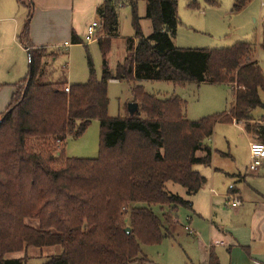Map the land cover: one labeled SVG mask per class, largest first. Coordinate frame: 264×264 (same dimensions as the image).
Returning a JSON list of instances; mask_svg holds the SVG:
<instances>
[{
  "label": "trees",
  "instance_id": "trees-1",
  "mask_svg": "<svg viewBox=\"0 0 264 264\" xmlns=\"http://www.w3.org/2000/svg\"><path fill=\"white\" fill-rule=\"evenodd\" d=\"M137 1L103 0L96 8L102 75L95 78L87 55L89 76L82 84L41 80L44 58L55 53H44L45 47L30 42L28 13L18 35L28 54V72L14 84L10 102L0 112V264H29L27 255L7 254L25 253L31 246L60 247L43 264L145 262L141 244L159 243L172 222V212L161 219L152 206L191 208L190 201L168 192L165 184H178L187 195L201 189L206 178L193 166L210 165L213 150L206 141L217 123H241L264 144V115L254 114L257 108L264 110V71L255 58L256 40L211 49L176 47L177 0H143L144 18L151 23L147 35ZM250 1L233 0L231 10L238 12ZM17 3L30 8L23 0ZM125 5L131 10L133 36L125 39V56L110 71L106 55L117 35V12ZM187 6L198 8L194 1ZM70 42L80 43L74 32ZM258 47L264 51V23ZM110 79L133 85L132 102L138 104L133 115H107ZM141 80L226 84L233 100L226 112L189 121L181 97L148 94L134 85ZM93 119L100 127L98 157L66 156V137L81 135ZM208 264H219L213 252Z\"/></svg>",
  "mask_w": 264,
  "mask_h": 264
},
{
  "label": "rangeland",
  "instance_id": "rangeland-1",
  "mask_svg": "<svg viewBox=\"0 0 264 264\" xmlns=\"http://www.w3.org/2000/svg\"><path fill=\"white\" fill-rule=\"evenodd\" d=\"M25 4H30L29 0H23ZM189 1H194L198 8L192 9L187 6ZM217 4L210 5L208 0H177V15L179 23L177 26L173 43L180 48H222L230 46L236 41L256 40V55L258 65L264 71V51L258 44L261 40V28L264 23V0H251L238 12H233V0H213ZM0 5L9 7L8 12L0 9V18L3 14L13 17L18 23L16 31H13V21L0 19V78L6 82L16 83L28 72V54L18 35L20 26L26 17V7L19 5L16 0H0ZM146 3L143 0L137 1V14L140 17L142 32L147 35L151 32V23L144 18ZM3 8V9H4ZM117 35L110 40L109 51L106 55L107 64L110 71H113L116 63L125 56V39L133 36L131 25V10L125 5L117 12ZM90 20V15L81 18L84 32L79 34L80 43L72 44L68 41L66 47H55L44 53H54L44 58L45 72L41 79L44 82H66L67 85L82 84L88 80L89 67L87 55H89L94 70L95 78L101 79L102 75V53L97 43V38L87 42L85 38L86 22ZM100 21V20H99ZM100 23V22H99ZM97 28V33L100 31ZM96 33V34H97ZM95 34V35H96ZM97 36V35H96ZM59 48V49H58ZM42 53V54H44ZM135 86L141 87L146 93L155 95L158 98L179 96L185 103L184 116L189 121H197L203 117L228 111L233 100L231 86L226 84H214L208 82H189L184 85H177L172 82L162 80H141L134 82ZM131 83L124 80L110 79L107 82L109 117L125 116L127 105L132 102ZM260 97L264 102V94ZM255 115H264L262 108L254 110ZM99 121L93 119L89 122L84 132L74 137L69 134L64 142V154L75 158H97L99 155L100 141ZM242 131L235 123H217L213 129V134L206 141L212 148L232 156H242L241 141ZM255 138H253V141ZM238 162V158L236 159ZM230 158L222 157L218 152L213 154L209 166L194 165V169L200 171L207 179L206 188L214 183V189L220 193L222 189V176L214 172L215 168H224L225 165H233ZM242 164L244 159L242 158ZM211 175L214 180L211 181ZM224 181H226L224 179ZM165 189L168 192L176 193L185 200H191L185 189L175 183L167 182ZM194 198V196H193ZM197 204L194 209L205 214L210 208L209 192L200 190L195 195ZM142 205V204H140ZM153 212L163 218L166 212H172L177 216L178 224L171 231V236L164 237L159 243L141 244V257L147 260L142 263L131 264H191L197 256V239L188 234L184 226L188 225L195 229L198 234L206 238L208 234L209 222L194 216L187 207L179 206L175 210L163 205L152 206ZM188 217V218H187ZM32 226H37L36 221H26ZM206 226L205 230L202 229ZM61 252L59 246L52 247H28L21 252L7 254V257L16 258L27 255L29 264H43L54 255Z\"/></svg>",
  "mask_w": 264,
  "mask_h": 264
},
{
  "label": "crops",
  "instance_id": "crops-1",
  "mask_svg": "<svg viewBox=\"0 0 264 264\" xmlns=\"http://www.w3.org/2000/svg\"><path fill=\"white\" fill-rule=\"evenodd\" d=\"M29 1L30 8L25 10L27 13L20 26V31L28 13H30L29 40L35 47H45L49 51L54 50L55 47H62L61 44L66 47L65 43L68 44L70 41L72 32L78 38L81 32V35L83 34L85 31L81 21L83 16L90 15L86 27L93 20H99L96 8L103 2V0ZM1 8L2 12H8V5L5 8L0 5ZM3 15L4 17L0 19L14 22L13 31L15 32L18 23L8 14ZM14 84L15 82L9 83L0 78V112H3L9 104L15 89ZM232 123H235L242 131L241 147L243 152L242 156L239 154L232 156L213 150L211 160L213 154L218 152L220 156L234 161L233 165L214 169V172H218L222 176L220 193L214 189V183L206 188V179L201 189L195 194L188 195L191 198L189 200L191 208H188L190 213L209 222L206 238H203L188 225L184 226L188 234L197 239L198 253L192 260L190 259L191 264H208L210 252L217 256L219 264H264V160L255 171L249 170V144L253 138L243 130L241 123ZM242 158L244 164L241 162ZM198 172L203 175L200 171ZM212 180H214V175H211ZM200 190L209 192L210 208L206 210L205 214L201 210L199 213L194 209L197 204L195 195ZM171 217L172 222L168 225V236L172 235V229L178 224L177 216L171 213ZM205 227L204 225L202 229L205 230Z\"/></svg>",
  "mask_w": 264,
  "mask_h": 264
},
{
  "label": "built area",
  "instance_id": "built-area-1",
  "mask_svg": "<svg viewBox=\"0 0 264 264\" xmlns=\"http://www.w3.org/2000/svg\"><path fill=\"white\" fill-rule=\"evenodd\" d=\"M99 22H100L99 20H93L91 23L87 25L86 34H85V38L87 42L93 41L97 38L95 34L97 32V28L100 27ZM68 90H69V86H66L64 88V91L68 92ZM249 155H250V161L248 168L251 171H255L259 166L262 165V162L264 160V144L259 142L258 140L251 141L249 144Z\"/></svg>",
  "mask_w": 264,
  "mask_h": 264
},
{
  "label": "water",
  "instance_id": "water-1",
  "mask_svg": "<svg viewBox=\"0 0 264 264\" xmlns=\"http://www.w3.org/2000/svg\"><path fill=\"white\" fill-rule=\"evenodd\" d=\"M137 109H138V104L136 102H130L127 105V111L129 113V115H133L137 111ZM125 232L129 233L130 232L129 228H126Z\"/></svg>",
  "mask_w": 264,
  "mask_h": 264
}]
</instances>
